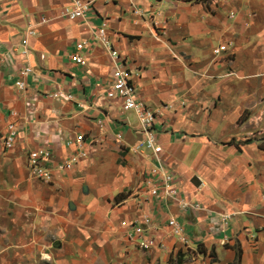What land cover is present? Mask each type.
<instances>
[{"label": "crops", "instance_id": "obj_1", "mask_svg": "<svg viewBox=\"0 0 264 264\" xmlns=\"http://www.w3.org/2000/svg\"><path fill=\"white\" fill-rule=\"evenodd\" d=\"M81 1L92 3L86 22L62 18L73 0H0V264H264V0ZM103 21L137 98L159 112L166 165L196 210L149 197L145 182L126 193L147 177L149 153L136 115L106 95L114 62L93 42ZM81 41L92 46L85 66L72 61ZM79 137L82 152L66 146ZM44 147L49 183L28 166ZM145 216L160 226L152 249L128 227Z\"/></svg>", "mask_w": 264, "mask_h": 264}, {"label": "built area", "instance_id": "obj_2", "mask_svg": "<svg viewBox=\"0 0 264 264\" xmlns=\"http://www.w3.org/2000/svg\"><path fill=\"white\" fill-rule=\"evenodd\" d=\"M73 6L65 8L62 11V18L70 21L86 22L92 13V3L82 2L81 0H73ZM139 11L135 10L134 13ZM41 23H46L45 19H41ZM107 24L103 21L100 26L93 30V42L95 46H101L108 51L114 62V70L112 74V82L109 85L106 95L111 100H119L124 112H132L138 120V130L145 137L144 147L149 153V169L145 179V186L149 197L156 199L166 205L176 204L182 210L193 209L181 197L178 188L175 185V175L169 170L164 157V149L158 141L155 132V123L159 112L147 107L145 103L137 98L136 88L132 82V74L129 72L126 61L121 58L116 51L113 43L108 38ZM28 35L34 36L33 31H29ZM22 47L26 53L29 51L27 39H24ZM75 53L72 55V61L79 66H85L86 61L82 56L83 52L92 50L89 42L81 41L75 46ZM228 51L227 46H219L213 51L214 58L220 59L224 53ZM44 59V57H42ZM33 72L30 67H26L19 73V81L17 87L20 90L26 88L25 80L32 76ZM60 93H58L59 95ZM166 108V107H165ZM17 128L11 125L7 128L3 144L7 150H12L17 140ZM68 148H76L79 152L83 151L84 140L79 137L77 141L66 143ZM82 157L86 154L82 153ZM54 159V154L46 147L37 151H32L28 155V166L32 174L39 180L49 183L52 180L54 170L49 166ZM75 164V159L66 161L65 164L59 166L60 171L72 170ZM230 219L229 216L224 217V220ZM133 235L142 237L146 243L144 249H152L157 245V240H160V226L156 225L153 218L150 216L141 217L135 220L128 226ZM167 228L170 230L174 238L179 239L183 244H187V237L184 228L175 219H170L167 222ZM220 229L217 230V232Z\"/></svg>", "mask_w": 264, "mask_h": 264}, {"label": "rangeland", "instance_id": "obj_3", "mask_svg": "<svg viewBox=\"0 0 264 264\" xmlns=\"http://www.w3.org/2000/svg\"><path fill=\"white\" fill-rule=\"evenodd\" d=\"M147 151V150H146ZM150 163V161H149ZM118 164L122 166L124 169L127 168V162L123 159L120 158L118 161ZM134 175V174H133ZM132 175V176H133ZM138 175L136 174L135 176L132 177V180L129 183V186L126 188V193L128 196H130L133 193H136L137 191H141L145 186L143 185V182H145V177H146V171H144L140 176L139 179L137 177ZM143 185V186H142Z\"/></svg>", "mask_w": 264, "mask_h": 264}, {"label": "trees", "instance_id": "obj_4", "mask_svg": "<svg viewBox=\"0 0 264 264\" xmlns=\"http://www.w3.org/2000/svg\"><path fill=\"white\" fill-rule=\"evenodd\" d=\"M251 141H248L246 143H250ZM259 148L264 151V138L259 141Z\"/></svg>", "mask_w": 264, "mask_h": 264}]
</instances>
